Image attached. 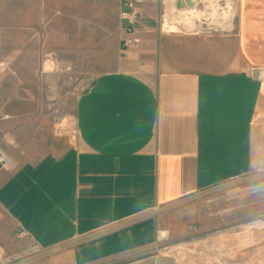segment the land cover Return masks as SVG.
Returning a JSON list of instances; mask_svg holds the SVG:
<instances>
[{
    "label": "crops",
    "instance_id": "1",
    "mask_svg": "<svg viewBox=\"0 0 264 264\" xmlns=\"http://www.w3.org/2000/svg\"><path fill=\"white\" fill-rule=\"evenodd\" d=\"M112 4L121 41L122 0ZM97 13L92 0H0V56L3 40H98ZM162 13L145 5L142 43L78 98V147L0 164V264L125 258L154 247L159 230L178 238L207 225L208 192L264 172V88L253 76L264 71V0H241L227 35L176 33L167 12L174 24L162 33Z\"/></svg>",
    "mask_w": 264,
    "mask_h": 264
},
{
    "label": "rangeland",
    "instance_id": "2",
    "mask_svg": "<svg viewBox=\"0 0 264 264\" xmlns=\"http://www.w3.org/2000/svg\"><path fill=\"white\" fill-rule=\"evenodd\" d=\"M92 1L98 10V40H18L17 45L15 40H3L0 148L14 161L37 163L49 154L78 147V98L100 74L116 69L123 59L121 41L115 36L112 0ZM172 1L167 0L166 12L181 22ZM206 7L197 1V12L205 23L213 18ZM222 9L218 4L217 13ZM168 15L167 23L174 24ZM233 22L232 28L236 18ZM221 31L210 30L214 35H227ZM202 203L199 211L209 217L207 225L195 221L196 230L103 264H264V228L240 227L258 222L264 214V172L227 182L208 192Z\"/></svg>",
    "mask_w": 264,
    "mask_h": 264
},
{
    "label": "built area",
    "instance_id": "3",
    "mask_svg": "<svg viewBox=\"0 0 264 264\" xmlns=\"http://www.w3.org/2000/svg\"><path fill=\"white\" fill-rule=\"evenodd\" d=\"M175 1H176L177 5L182 3L183 4L182 6L188 7L185 0H175ZM229 1H230L231 5L233 6V9H234V20H235V18H237L238 8H239V4H240L241 0H229ZM166 2H167V0H165V1H163V0H122V8H121L120 18H121V21L125 23V26L122 29V31L125 35V38L123 40H121V46H120V55L122 58H125V56L129 52V50H131L135 46L140 45L142 43V40H140L136 36V32H137L136 22L143 15V10H144V7L146 4H148V3H161L162 6L164 7V14L162 13L161 19H160V23H161L160 24V30L162 33H165L163 31V24H164L165 19H166ZM218 4L220 6H222L223 8H225V6H226V5H224V2H219ZM210 30H211V28L205 29L203 31H197V32H186L185 30L181 29L179 32H176V33L194 34V35H203V34L214 35L212 32H210ZM215 31H216V33H219L218 31H221V30L215 29ZM234 31H235V27L230 32L221 31V33L230 34V33H233ZM170 34H175V33H170ZM259 72H261V71H258L256 73L254 72L253 76L256 77L259 80V82L261 83V85L263 86L264 82L261 79H259V77L257 76ZM0 164H1V168H5V167L13 168V166L7 164L6 162H4L1 159H0ZM259 221H264V214L260 217ZM190 230H196V227H193ZM169 240H170V233L168 231L159 230L157 232V243L167 242Z\"/></svg>",
    "mask_w": 264,
    "mask_h": 264
},
{
    "label": "bare ground",
    "instance_id": "4",
    "mask_svg": "<svg viewBox=\"0 0 264 264\" xmlns=\"http://www.w3.org/2000/svg\"><path fill=\"white\" fill-rule=\"evenodd\" d=\"M191 1L193 3L192 7L177 5L176 11L178 14L175 15L176 16L179 15V17L182 18L181 24L184 27V29L186 30L193 29L192 31L194 30L203 31L205 29L214 28V29H221L225 32H230L233 29L232 23L234 19V9L229 0H202V3H204L205 6L207 5L208 7L207 12L210 14L211 17H213L212 20L206 23L204 22L203 15L201 13H198L196 9L197 1L199 0H191ZM172 2L176 3L175 0ZM219 2H224V5L226 6L222 11H220L221 13L218 14L217 7ZM191 26H197L198 28H192ZM3 70H4L3 67L0 68V71ZM257 76L259 77V79H261L264 82V71L259 72ZM262 87L264 88V83ZM0 159L11 166L14 165V162H12L11 157L6 153V151H4L1 148H0ZM240 227L246 229L264 228V221H258L256 223L251 222ZM177 247H180V245L173 246L172 249H175Z\"/></svg>",
    "mask_w": 264,
    "mask_h": 264
},
{
    "label": "water",
    "instance_id": "5",
    "mask_svg": "<svg viewBox=\"0 0 264 264\" xmlns=\"http://www.w3.org/2000/svg\"><path fill=\"white\" fill-rule=\"evenodd\" d=\"M186 4L189 6V7H192L193 3L191 0H185ZM183 4L180 3L179 6H182Z\"/></svg>",
    "mask_w": 264,
    "mask_h": 264
}]
</instances>
